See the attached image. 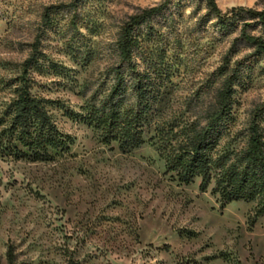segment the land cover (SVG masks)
Returning <instances> with one entry per match:
<instances>
[{
    "label": "rangeland",
    "instance_id": "rangeland-1",
    "mask_svg": "<svg viewBox=\"0 0 264 264\" xmlns=\"http://www.w3.org/2000/svg\"><path fill=\"white\" fill-rule=\"evenodd\" d=\"M70 1L0 0V118L33 52L38 61L26 72L29 91L52 101L49 114L71 138L69 150L50 161L0 156V264L8 244L18 264H264V214L256 215V202L221 207L212 183L200 191L198 177L182 184L164 168L180 128L213 104L222 78L216 68L236 32L217 38L208 24L198 27L204 7L195 0L152 23L154 31L140 36L137 62L162 81L164 101L145 128V143L122 153L58 104L80 112L99 98L108 86L105 70L117 61L121 25L162 0H85L75 15L64 11L50 27L42 25L45 6ZM215 2L222 11L264 7V0ZM250 52L238 45L230 64ZM234 99L233 123L216 154L239 148L235 132L264 101L263 61H254Z\"/></svg>",
    "mask_w": 264,
    "mask_h": 264
},
{
    "label": "trees",
    "instance_id": "trees-1",
    "mask_svg": "<svg viewBox=\"0 0 264 264\" xmlns=\"http://www.w3.org/2000/svg\"><path fill=\"white\" fill-rule=\"evenodd\" d=\"M84 1L71 0L45 6L41 13L42 25L50 27L53 17L64 11L75 15L76 7ZM184 1L162 0L131 15L121 25L114 42L117 61L105 70L108 86L99 98L92 97L81 106L80 112L58 104L63 114L98 131L103 144L115 142L122 153L142 146L146 141L145 128L164 101L165 86L149 66L139 68L140 36L154 31V21H164L179 12ZM200 4H203L204 12L196 20L198 27L208 24L217 38L236 32L229 54L238 45L251 49V52L234 59L231 64L230 55L224 56L216 68L222 78L213 104L199 120L195 118L180 128L178 137L164 157V168L182 184L198 177L200 191H205L212 183L210 193L217 197L221 207L232 201H254L256 215H263L264 101L252 108L245 125L235 132L241 141L239 148L220 154H216V148L233 123L236 88L248 83L255 60L264 63V7L230 6L222 11L215 0H195V7ZM37 59L31 52L22 62L23 70L15 87V96L0 118L1 157L46 162L70 148L71 138L57 129L46 107L52 101L29 91L26 72L37 64ZM127 99L129 104L123 108ZM5 260L6 264H18L11 244L6 248ZM67 264L77 262L70 259Z\"/></svg>",
    "mask_w": 264,
    "mask_h": 264
}]
</instances>
